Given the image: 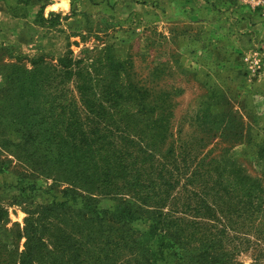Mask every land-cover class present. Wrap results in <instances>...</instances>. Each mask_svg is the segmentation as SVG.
I'll return each instance as SVG.
<instances>
[{"label":"rangeland","instance_id":"obj_1","mask_svg":"<svg viewBox=\"0 0 264 264\" xmlns=\"http://www.w3.org/2000/svg\"><path fill=\"white\" fill-rule=\"evenodd\" d=\"M53 2L0 0V264H21L30 213L48 225L30 264H107L79 212L43 213L69 184L42 148L78 118L84 89L118 117L138 103L113 101L115 89L167 97L164 149L193 153L200 177L171 189L186 264H264V0H70L46 16ZM234 168L261 179L251 205L224 180Z\"/></svg>","mask_w":264,"mask_h":264},{"label":"trees","instance_id":"obj_2","mask_svg":"<svg viewBox=\"0 0 264 264\" xmlns=\"http://www.w3.org/2000/svg\"><path fill=\"white\" fill-rule=\"evenodd\" d=\"M93 94L84 89L85 107L75 110L78 118L71 117L63 128L57 129L53 141L42 148L43 153H55L57 165H65L59 169V181L69 184L63 190V199L52 200L43 213L79 212L85 223L79 225L80 231L86 229L89 241L99 233V243L89 244L100 247L107 264H159L160 260L186 264L189 251L183 235L185 222L177 214L181 207L171 189L182 178L188 182L200 177L198 163L190 169L193 153L177 158L179 153H172V148L164 149L169 120L167 97H152L146 92L120 93L115 89L110 94L113 101L138 103L136 112L118 117L111 105L103 103L104 97H98L103 102L97 106ZM82 114L86 120L79 121ZM227 168L225 163L224 170ZM244 172L234 168L224 180L232 184L240 180L251 205L258 200L262 183L257 175ZM168 201L172 207L165 211ZM44 216L30 213L25 219L27 241L21 264L33 262L37 250L47 246V242H41V235L48 225L38 223ZM169 257L172 259L168 261ZM213 264L226 261L214 258Z\"/></svg>","mask_w":264,"mask_h":264},{"label":"clouds","instance_id":"obj_3","mask_svg":"<svg viewBox=\"0 0 264 264\" xmlns=\"http://www.w3.org/2000/svg\"><path fill=\"white\" fill-rule=\"evenodd\" d=\"M70 9V0H54V2L48 6L45 11V15L47 16L49 12H60L63 10L67 13ZM245 264H251L250 260L245 261Z\"/></svg>","mask_w":264,"mask_h":264}]
</instances>
